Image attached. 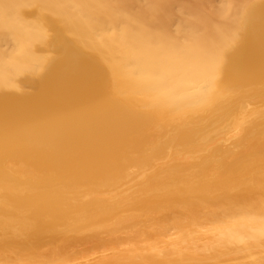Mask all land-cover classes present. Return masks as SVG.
<instances>
[{"label":"bare ground","instance_id":"6f19581e","mask_svg":"<svg viewBox=\"0 0 264 264\" xmlns=\"http://www.w3.org/2000/svg\"><path fill=\"white\" fill-rule=\"evenodd\" d=\"M0 264H264V0H0Z\"/></svg>","mask_w":264,"mask_h":264}]
</instances>
